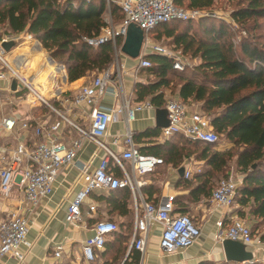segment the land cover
Listing matches in <instances>:
<instances>
[{"label": "built area", "instance_id": "built-area-1", "mask_svg": "<svg viewBox=\"0 0 264 264\" xmlns=\"http://www.w3.org/2000/svg\"><path fill=\"white\" fill-rule=\"evenodd\" d=\"M66 1V0H62ZM90 2L91 0H72ZM107 7L115 4L120 8L122 20L115 25L109 12L108 20H104V27L98 36L84 38L83 41L92 48L110 44L117 60L121 49L117 47L118 38L122 44L130 26H135L143 32L141 54L135 73L150 68L151 62L146 56L155 54L173 60V69H182L180 56L168 52L165 48L151 41L149 34L157 26L171 21L198 20L206 16L202 9H186L175 4V0H105ZM32 40L30 36H25ZM22 37L19 35L0 34V82H6V94L0 92V110L5 106L15 112L22 110L20 103H26L30 112L44 109L51 117L43 115L34 118L18 119L14 115L0 117V130L8 136L14 133L32 132V141L16 140L15 146H0V194L8 196L14 186H17L25 195L27 208L24 213L10 211L5 218H0V264L3 259L12 257L22 262L31 243L27 239L30 228L29 215L37 208L42 200L50 198L57 183L60 171L63 168L76 165L78 153L85 143L93 144L104 151L99 158L98 165L92 168L90 161L80 162L77 178V189L72 198H64L66 209L65 223L74 225L81 222L82 207L86 205L87 213L92 216L97 209L94 203L88 204L90 196L98 191H113L128 187L134 197V225L131 234V249L139 253L138 264H143L146 253L149 232L152 226L159 227L158 248L163 254L183 252L192 247L202 235L201 228L188 215L174 214V196H167L160 204L146 202L138 189L143 185L138 178L153 172L163 164L161 158L142 155L135 144L130 124L136 116L155 108L149 102H132L131 96H125L123 79L126 71L118 61L106 70L96 73L87 84L79 86L72 94L61 91L58 82H67V75L63 65L56 63L49 55L44 56V64L37 67L45 69L49 64L51 72L47 76L50 81V98L48 92H40L35 85L39 74L36 72L26 75L24 69L30 62L24 61L20 67L11 62L9 53L19 47ZM14 42L16 46L7 52L4 43ZM34 48L43 50L38 41ZM47 62V63H46ZM38 71V70H37ZM16 82L17 87L12 91L10 86ZM11 82V83H10ZM10 83V84H9ZM20 90H25L23 95ZM11 93L12 96H9ZM16 96H13V95ZM110 96L115 100L113 106L101 107L100 99ZM14 97V99H13ZM6 104V105H5ZM15 107V109H11ZM164 109L167 114L168 126L161 129V139L169 140L174 135L182 136L192 141L216 147L220 136L211 127L209 119L199 112L189 100L168 99ZM18 113V112H17ZM21 113V112H20ZM49 115V116H50ZM79 120H73V116ZM84 122H82V121ZM116 123H124L126 131L111 136L113 146L119 147V153L110 150L103 142L109 135V128ZM68 129V131H66ZM69 132L74 137L66 140ZM92 157H97L96 152ZM123 162H129L131 173ZM121 172L116 177L112 169ZM200 169L197 168V173ZM192 168L184 167L183 178L190 179ZM242 183V177L221 180L211 194L214 208L224 213L216 222V240H230L243 244L254 256L264 254V234L253 233L252 226L238 216L236 210V194ZM138 195V198L136 196ZM118 231V226L108 220L98 221L92 228V235L82 245V253L87 262L94 259V251L104 247L109 236ZM63 245L58 244L54 249V257L60 258ZM264 262V257H253L247 264ZM122 262L121 264H123Z\"/></svg>", "mask_w": 264, "mask_h": 264}, {"label": "trees", "instance_id": "trees-1", "mask_svg": "<svg viewBox=\"0 0 264 264\" xmlns=\"http://www.w3.org/2000/svg\"><path fill=\"white\" fill-rule=\"evenodd\" d=\"M175 4L183 8L186 5V9H205L212 6V0H175ZM106 7L105 0L88 3L72 0H0V29L3 34H24L38 41L56 63L64 66L67 82L71 84L106 70L114 61L115 52L110 44L92 48L83 41L84 38L98 36L106 27L103 18ZM110 7L112 20L118 21L113 23L117 25L122 20L120 8L115 4H110ZM230 15L239 25V30L245 33V36L239 37L238 45L231 42L224 25L206 32L203 28V34H209L206 38L196 36L192 28L195 23L200 26L202 18L171 21L155 27L150 34L163 32L175 51L197 60V63L177 71L173 69L172 59L148 55L146 59L152 66L140 72L147 80L133 86L135 102L147 101L156 110L164 109L166 90L171 93L177 91L181 100L189 99L198 104L201 113L209 119L220 138L225 139L228 147L217 150L213 145L179 135L160 144L142 146L145 140L161 136V129L157 128L135 135L134 141L141 144L138 150L142 155L161 158L162 165L179 168L185 159L192 157L197 162H203L204 168L199 173H192L190 179L183 178L178 183L184 188L196 183L198 195L204 197H211L217 184L228 179L227 169L233 161L242 177L236 203L241 208H249L248 218L258 230L264 228V0H238ZM173 23L183 24L184 31H178L176 25L170 27L169 24ZM121 45L122 39L118 38L117 47ZM157 192L154 184L142 188L145 201L152 204H155L151 201L152 194ZM100 199H104L111 210L120 215L127 214L133 202L128 187L109 191ZM178 204L179 200L174 198V214ZM179 209H182L181 214L186 215L185 209ZM239 215L245 217L242 211ZM121 227L118 226V231L113 234H118ZM127 228L126 241L131 238L133 225L129 224ZM119 236L116 238L122 237L121 234ZM129 260V264H138L139 253L130 248L124 264Z\"/></svg>", "mask_w": 264, "mask_h": 264}, {"label": "crops", "instance_id": "crops-1", "mask_svg": "<svg viewBox=\"0 0 264 264\" xmlns=\"http://www.w3.org/2000/svg\"><path fill=\"white\" fill-rule=\"evenodd\" d=\"M19 36L22 37L21 41L24 40L23 43L13 50V52L9 53L13 65L15 67H20L21 64H23L24 61L28 60L31 56L34 57V60L32 61L35 63L38 61V57H41V61H43L44 56L47 55V53H45L46 51L42 47L41 48L43 50L34 48V46L37 47V45H35L36 40H27L24 34ZM140 54L141 49L139 55ZM118 58V63L121 66L123 65L125 68L124 70L126 71L125 75L122 77L125 96H131V100L134 103V84L137 82L145 83L147 80L142 79L144 76L140 74L141 70L138 73H135V67L137 65L139 56L137 58H132L126 54H119ZM44 67L46 70H48V68L51 66L47 64V66L45 65ZM46 70L43 73H46ZM86 79L87 78H83L71 84L68 82H58L57 85H59L61 91L72 94L79 86L88 83ZM6 86V82H0V92L2 97L4 95L8 96V94H6ZM176 92L177 91H175V93H171L170 90H166L165 98L167 100L180 99L178 93ZM50 93L51 92H48L46 95L47 98H50ZM9 96H12L11 93ZM13 96L16 95L14 94ZM116 103L112 97L105 96L104 98L100 99L98 105L101 107H110ZM191 104L194 105L199 112H201L198 104H194L192 102ZM1 109L0 117L3 115H14L18 119H24L27 117L34 118L33 116H38L39 114L47 118L51 117V115L49 114V116L44 109L40 108H36L32 112H30L31 110H29V108H22L23 112L19 110L17 111L18 113L7 109L5 106H3ZM155 111L156 109H152L137 114L136 120L129 125L133 131V137L137 134L145 132L148 129L157 128ZM73 120H79V117L74 115ZM66 131H68V129ZM125 131L126 125L124 123L113 124L109 128L110 136L105 138L103 142L110 150L119 153L121 149L112 145L111 136L114 134H122ZM74 135V133L69 132L66 140L74 137ZM17 139L31 142L32 132L27 134L14 133L13 135L7 137V135L0 130V146L9 148L13 147L15 146ZM156 142L160 144L163 143L164 140H162L160 137L158 139H148L145 140L142 146L149 147L156 144ZM135 144L138 148L141 146V144ZM217 150H219V148H217ZM94 152H96L97 157L93 158L92 154ZM104 153V151L96 148V146L93 144H84V147L78 153L76 165L63 168L60 171L53 195L48 199L42 200L39 206L34 209L33 213L29 215L30 228L27 239L32 246L28 251L22 249V252L25 253L24 260L22 262H18V260L15 258L7 257L3 259L2 264H121L122 262L125 263L127 261L130 252L131 238L129 237V240L126 241L124 237L128 236L127 226L129 224L134 225L135 214L133 210L134 207L132 208L134 197L132 194L131 196L133 202L131 205H129L128 213L125 215H120L117 211H112L109 207V204L104 199H100L101 196H107L109 194L108 191H98L92 194L87 201L88 204L94 203L97 205V209L95 213L92 214V216L87 213L88 207L84 205L82 207V218L80 223L69 225L65 223L64 220L66 206L62 201L64 198H72L74 191L78 187L76 186V183L79 174V163L90 161L92 168H94L98 165L99 158L102 157ZM123 165L131 173L129 162H123ZM201 165V162L193 163L191 159H187L182 162L179 168H174L171 165H161L158 167V170L138 178V180L143 183L138 191L144 199L145 197L142 193V188L154 184L156 186V191L158 192L152 194L153 197L151 198V201L155 202V204H160L166 199L167 196H174V198L179 200L177 208L175 206V214H179L181 212L182 209L179 208L185 209L186 215L191 217L202 231V235L197 243L187 250L173 254H163L158 248L159 227L157 225L152 226L148 236L143 264H200L202 262H213L214 264H238L225 261L221 243L217 242L215 238L217 232L216 222L221 218V214L224 213L225 210H223V212L217 211L211 202L210 195L208 197H204L200 194L198 195L197 191H199V189H195L197 185L196 183H194L189 188H184L178 183L179 180L183 179V177H180L178 174V170L180 168L189 166L192 169L194 167L196 168L195 170H197V168H200ZM113 172L116 176L122 177L121 172L117 168H114ZM136 198H138V195ZM27 207L25 195L17 186L13 187L8 196H3L0 194V218H5L6 214L10 211H18L22 214ZM234 211L238 216H240L239 211L244 212L245 217H243V219L248 221L253 230L254 222L248 218L247 215L249 208H241L236 203V210ZM98 219L114 221L118 226H122V232L120 229L118 234L109 236L106 240L105 246L100 250L94 251L93 261L87 262L82 253V245L83 242L92 235V228L95 221ZM254 232L255 231H253V233ZM257 233L263 235L264 228L260 227L258 230H256V234ZM119 234H121L122 237L116 238L120 237ZM58 244L63 245V251L60 258L57 259L53 254L55 246ZM125 247H127L129 250H124ZM253 257L263 258L264 254L258 253ZM129 263L130 260L127 264Z\"/></svg>", "mask_w": 264, "mask_h": 264}, {"label": "rangeland", "instance_id": "rangeland-1", "mask_svg": "<svg viewBox=\"0 0 264 264\" xmlns=\"http://www.w3.org/2000/svg\"><path fill=\"white\" fill-rule=\"evenodd\" d=\"M236 3H238V0H232V2L229 0H212V6L205 8V9H202L206 13V16L202 18L204 20L200 24V26H198L197 23H195L196 26H194L192 28L193 33L195 32L194 34H196V36H201V37L206 38L209 36V34L204 35L203 34V32H204L203 28L206 32V31H210L211 28L217 29V28H219L220 25H224L226 28L225 30H227L228 33L230 34L229 38H230L231 42L234 45H238L239 40H240L239 37L241 38L242 36H245V33L243 31L239 30L240 29L239 25L233 21V19L231 18V15H230L232 10L234 9ZM184 6H185L184 8H186V5H184ZM109 12H111V7L110 8L106 7L105 14L103 15L104 20H106V19L108 20L107 15L109 14ZM193 21H196V20H193ZM113 22L117 23L118 21L113 20ZM169 25H170V27L171 26L174 27L176 25L178 31L179 30L184 31V25L183 24L173 23V24H169ZM0 33H4V31L0 30ZM158 36H160V37L158 38ZM149 37H150L151 41H153L155 44L160 45L161 47L165 48L168 52H170L172 54L179 55L180 60L183 63L182 69H184L185 67H193L197 63V60H194V59L192 60L188 56H185V55L183 56L180 51H175L174 46L172 45L170 39L166 38L164 36L163 32L151 33V34H149ZM23 41H21L20 44H22ZM18 51H20V50H18ZM45 53H47V52H45ZM121 54L122 53H120V55ZM47 55H48V53H47ZM28 56H30V55H28ZM119 58H117V60H116V58L114 56V61H113L112 65H114L118 61ZM37 59H38V61H36V63H35L34 61H32V60H34V57L31 56L29 58L30 62L27 64L26 68L24 69V72L26 73V75H31L35 72L37 74H39L38 78L35 80V82H36L35 85L39 87L40 92H49V85L51 84V82L47 81V76H48L49 72H51V69L48 68V70H46V69L42 70V69L37 68L44 61V60L41 61V59H42L41 57H38ZM45 70H46V73H43ZM176 70L180 71V69H176ZM95 75L96 74H92V75L88 76L86 80L89 81ZM142 79L145 80L146 78L143 77ZM20 92H22L23 95L27 94V92L25 90H20ZM20 104L21 105L19 106V108L28 109L30 106L26 103H20ZM11 109H15V107H11ZM226 147H228L227 142L225 141L224 138H220V142L215 149L219 148V150H222ZM189 159H191L193 161V163L197 162L193 159V157L188 158V160ZM185 160H187V159H185ZM201 164L202 165L199 168L200 170H202V168H204V163L201 162ZM195 169L196 168L193 167V169H192L193 174H195L197 172V170H195ZM227 172H228L229 176L233 177L234 179L241 177L239 172H237L236 166H235L233 161L229 164V168L227 169ZM221 178H223V177H221ZM102 220H106V219H99V221H102ZM113 223L116 224L114 221H113ZM253 231H255L254 233L256 234V230L254 229V227H253Z\"/></svg>", "mask_w": 264, "mask_h": 264}, {"label": "water", "instance_id": "water-1", "mask_svg": "<svg viewBox=\"0 0 264 264\" xmlns=\"http://www.w3.org/2000/svg\"><path fill=\"white\" fill-rule=\"evenodd\" d=\"M143 32L135 27L130 26L127 30L126 38L121 46L120 52L126 54L132 58H137L142 46ZM3 48L9 52L13 49L16 44L14 42L4 43ZM17 87L16 82H12L11 90L15 91ZM156 115V127L162 129L168 126L167 114L165 109H158L155 111ZM180 177H183L184 167L178 170ZM221 247L223 249L224 257L226 262L230 263H249L253 260V255L246 247L238 242H232L230 240H223L221 242Z\"/></svg>", "mask_w": 264, "mask_h": 264}]
</instances>
